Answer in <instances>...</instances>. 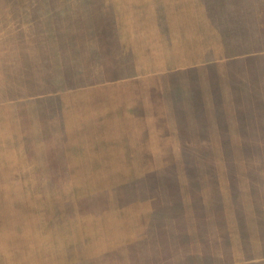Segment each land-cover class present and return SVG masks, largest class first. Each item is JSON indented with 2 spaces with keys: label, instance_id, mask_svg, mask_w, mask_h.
<instances>
[{
  "label": "rangeland",
  "instance_id": "374dc122",
  "mask_svg": "<svg viewBox=\"0 0 264 264\" xmlns=\"http://www.w3.org/2000/svg\"><path fill=\"white\" fill-rule=\"evenodd\" d=\"M0 264H264V0H0Z\"/></svg>",
  "mask_w": 264,
  "mask_h": 264
},
{
  "label": "crops",
  "instance_id": "0c3cea01",
  "mask_svg": "<svg viewBox=\"0 0 264 264\" xmlns=\"http://www.w3.org/2000/svg\"><path fill=\"white\" fill-rule=\"evenodd\" d=\"M105 88H109V86L105 87ZM115 88L117 90V86H115ZM117 95L120 98H122L120 94H116V95L111 96L109 98L105 95H102L99 97L100 102L97 104L98 106L94 105V104L91 106V109H94L96 111L97 110H100V111L104 110L105 111L104 116H101V118L105 119V118L109 117L108 120L105 119L106 121L104 122V124L105 125H111L110 128L101 127L103 120H98V119H100L99 117L93 118L94 120L90 119V123L94 124L96 126V129L98 130L97 132L106 134V136L104 138H102L101 141L104 143V146L109 147V148L110 147L120 148V147H122L120 145V143H122V142L129 143L131 141V138H132L130 124H133V123L127 119V116L121 117L122 119L117 118V116H121V115H119L120 113H118V111H120V110H117V108L121 107V105H122L121 103H123V101H117ZM121 110H123V109H121ZM96 111H94V112H96ZM117 119H119V120H117ZM133 141H136V140L133 139ZM132 144H135V142ZM131 154L146 155L145 151L143 150L142 153L141 152L126 153L125 156L131 155ZM119 155H121V154H119L117 152L103 154V156H112V157L113 156L117 157ZM114 163H115V165H117V161L114 160ZM112 171H115V170H112Z\"/></svg>",
  "mask_w": 264,
  "mask_h": 264
}]
</instances>
